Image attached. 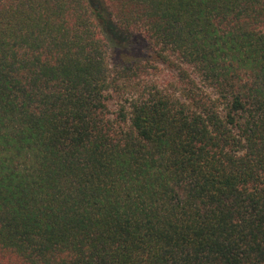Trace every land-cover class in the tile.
Returning a JSON list of instances; mask_svg holds the SVG:
<instances>
[{"label":"trees","instance_id":"trees-1","mask_svg":"<svg viewBox=\"0 0 264 264\" xmlns=\"http://www.w3.org/2000/svg\"><path fill=\"white\" fill-rule=\"evenodd\" d=\"M0 264H264V0H0Z\"/></svg>","mask_w":264,"mask_h":264},{"label":"rangeland","instance_id":"rangeland-1","mask_svg":"<svg viewBox=\"0 0 264 264\" xmlns=\"http://www.w3.org/2000/svg\"><path fill=\"white\" fill-rule=\"evenodd\" d=\"M110 105H111V107L113 108V104H112V103H110Z\"/></svg>","mask_w":264,"mask_h":264}]
</instances>
